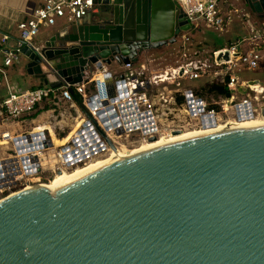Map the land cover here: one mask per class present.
<instances>
[{
    "label": "water",
    "instance_id": "water-1",
    "mask_svg": "<svg viewBox=\"0 0 264 264\" xmlns=\"http://www.w3.org/2000/svg\"><path fill=\"white\" fill-rule=\"evenodd\" d=\"M242 2L264 17V0ZM193 30L174 0H94L40 52L24 46L20 61L55 88ZM228 59L227 51L217 55ZM0 264H264V126L157 146L55 192L0 201Z\"/></svg>",
    "mask_w": 264,
    "mask_h": 264
},
{
    "label": "built area",
    "instance_id": "built-area-1",
    "mask_svg": "<svg viewBox=\"0 0 264 264\" xmlns=\"http://www.w3.org/2000/svg\"><path fill=\"white\" fill-rule=\"evenodd\" d=\"M174 1L193 23L194 30L202 22L216 29L229 23V19L226 21L222 16V0ZM93 7L94 0H44L42 5L34 8L29 18L17 24L16 36L2 33L0 55L3 56L4 66L19 61L22 48L26 45L40 52L43 41L37 36L42 23L54 25L58 18H65L67 23L76 22ZM249 28L248 36L242 35L235 42L230 41L206 54L196 52L186 62L163 71H148L145 63L137 65L133 60L115 70L96 68L87 80L63 83L55 88L40 84L22 89L7 79V95L0 105L2 123L19 124L43 108L47 112L63 115L68 108L75 110L79 105L75 94L82 97L81 106L85 112L77 115L79 122L63 145L54 144L49 130L36 131L39 126L21 133L2 131L0 145L6 148L11 145L12 153L0 158V195L28 184H38L46 170L59 172L105 155L113 149L111 144L117 149L120 141L130 135L138 139L158 136L164 123L157 107L161 100L167 101L165 92L159 88L167 82L177 85L167 98L174 107L184 112L187 120V125L182 124L181 119L167 122L170 131L185 129L188 125L206 127L215 126L218 122L264 118V85L259 81L243 79L240 75L244 70L263 66L264 62V21L251 22ZM189 33L192 32L181 34L184 44L191 39ZM241 45H246V48H241ZM223 51L228 52L229 59L220 62L217 55ZM109 74L111 77H108ZM202 78H205L206 85H225L230 96H218L219 101L208 104L192 88L181 87L182 79L193 81ZM153 91L158 102L152 100L150 92ZM179 96L183 97L180 103ZM67 105L75 107H65ZM215 107L222 109L220 111ZM223 115L228 118L224 119ZM48 139H51L52 147L45 146Z\"/></svg>",
    "mask_w": 264,
    "mask_h": 264
},
{
    "label": "rangeland",
    "instance_id": "rangeland-1",
    "mask_svg": "<svg viewBox=\"0 0 264 264\" xmlns=\"http://www.w3.org/2000/svg\"><path fill=\"white\" fill-rule=\"evenodd\" d=\"M242 1V0H241ZM224 2V3H223ZM224 4L225 9H222V16L226 19V21L229 19V14L227 13L229 4L227 0H222L221 4ZM235 3L237 4V7L241 8L243 7V4L239 2L238 0H235ZM222 7V5H221ZM248 9V8H247ZM243 11V10H242ZM245 12V11H244ZM0 14H1V7H0ZM236 20L234 22V28L235 26L238 25L236 24ZM238 30V28H236ZM191 32V31H190ZM182 34V33H181ZM180 34L179 40L173 44H167L158 48H152L148 51L143 52L140 54L139 61L137 65H140L142 63H145L148 67V71H163L164 69H168L171 67H177L178 65L186 62L188 59L192 57L196 52H200V54H206L207 52H210L211 50L222 46L226 45L229 43V41L235 42L236 41V33L229 28L228 24H225L224 27L222 28H213L210 26H207L204 22L200 23L198 25V28L192 31V33H189L188 36L191 37L189 40V43H185L182 40V35ZM242 34V33H241ZM248 36L249 34L246 32L245 34L243 33V36ZM246 48V45H241V48ZM205 51V52H204ZM1 62V60H0ZM264 63V62H263ZM262 63L263 66L254 69V70H244L240 75L243 79H246L248 81H259L262 82L264 85V64ZM1 72L3 73V70L0 67ZM182 82V88H192L194 91H200V89L204 86H206V80L205 78H202L201 80H181ZM177 88V85L167 82L164 84H161L160 90L162 92H165V97H166V102L163 100L160 101L158 104L159 110L158 113L160 117L162 118L163 121V129L161 133L158 136H167L170 135L172 131L169 130V127L166 126L167 122H170L173 119H181L182 124L187 125V120L184 116V112L179 110V107H174V104L170 102V98H167V95H170V91L174 90ZM151 97L153 102H158V98L155 95V91L150 92ZM202 97L206 100L208 104H214L215 101H219V98L213 94H209L207 92H203L201 94ZM65 107H71L69 105ZM75 107V106H74ZM77 108L70 109L68 108L66 113L63 115H59V112H47L45 108L39 110L34 116L36 117V120L30 125L26 123L23 127V129H29L34 126H39L40 128H43L42 130H49L50 135L54 139H58V134H63L65 138L70 137L69 133L73 130V128L76 126L77 122H79V119H77V115L79 113H84V109L81 105L76 106ZM222 107H219V110L221 111ZM42 111H45L42 113ZM31 116V117H34ZM224 119H227V115H223ZM255 118H263V117H255ZM2 123L0 119V124ZM222 124H225L224 122H219ZM24 125V124H23ZM51 127H50V126ZM53 126V129H52ZM5 126H0V130L4 129ZM19 128V127H18ZM200 128H205V127H198L194 125H188L186 126L183 132L185 131H190V130H195V129H200ZM69 135V136H68ZM67 136V137H66ZM63 137V138H64ZM62 139V138H61ZM135 135H130L126 139L120 141L121 143L118 144L120 148L127 149V150H134L141 144L145 143L148 139H138ZM60 140V138H59ZM4 145H0V153L4 151ZM8 153H12V151H8ZM110 156V151L109 153L99 156L95 159H101L104 157H109ZM95 159L90 160L93 161ZM53 162V161H52ZM89 162V161H88ZM87 162V163H88ZM87 163L79 166H75L70 169H64L67 172L72 171L73 169L77 167H82L86 165ZM58 172H53L51 170H46L42 175L41 178L42 180L38 182V184H46L49 183L51 180L54 179L55 175ZM33 185V184H31ZM23 189V187L12 190L10 192H6V194L0 195V200L3 199V197H7L11 192H19V190Z\"/></svg>",
    "mask_w": 264,
    "mask_h": 264
},
{
    "label": "crops",
    "instance_id": "crops-1",
    "mask_svg": "<svg viewBox=\"0 0 264 264\" xmlns=\"http://www.w3.org/2000/svg\"><path fill=\"white\" fill-rule=\"evenodd\" d=\"M238 1L243 4V7H237L235 0H227V2L230 3L227 11V13L229 14L228 25L229 28L236 33V40L237 38L241 37L243 33L245 34L246 32H249L251 22L259 23L260 21H264L263 16L254 14L250 9H247V7H245L244 3L241 0ZM43 2L44 0H0V38L2 33H9L16 36L18 34L17 24L21 20L29 18L34 8L42 5ZM223 3L221 4V9H225ZM235 20L237 21L236 24L238 23V25L235 26L236 28H238V30L233 26ZM66 24L67 20L65 18H58L54 25H47L45 23H42L39 28L37 39L40 41H44L53 31L61 29ZM140 56L134 59L135 63H138ZM0 60V67L3 70V73L0 70V105L7 95V79L11 83L18 85V87L22 89H28L33 86L40 85L39 80L34 75H30L24 69V63L22 62V59L21 61L19 60L13 62L9 66H4L2 55H0ZM117 68V65H111L108 67V69L110 70H115ZM71 107H74V105ZM35 120L36 117L34 116L26 117L19 124L11 122L1 123L0 126H5V128L1 129L0 133L5 130H13L15 133L29 131V129H23V127L27 125L26 123L31 125ZM42 129L43 128L40 127L37 128L38 131ZM10 146L11 145H9V148L4 147V151L0 153V158L6 157L9 154L8 151H11Z\"/></svg>",
    "mask_w": 264,
    "mask_h": 264
},
{
    "label": "bare ground",
    "instance_id": "bare-ground-1",
    "mask_svg": "<svg viewBox=\"0 0 264 264\" xmlns=\"http://www.w3.org/2000/svg\"><path fill=\"white\" fill-rule=\"evenodd\" d=\"M259 126H264V118L253 117V118H247V119H242V120H237V121L235 120L231 122H226L225 124L218 122L217 125L215 126H207V127L204 126L205 128H200V129H195V130H190V131H185V132L181 130V132L178 134H174L171 132L170 135H167V136L166 135L157 136L155 140L148 139L145 143L141 144L140 146H138L136 149L132 151L131 150L129 151L127 149L123 150L122 148L118 146L117 149H112L110 151L109 157L95 159L91 162L89 161L86 165L82 167H77L70 172H67L63 169L61 170V172H58L55 175L54 179L51 180L49 183L36 184V185L28 184L24 186L23 189L19 190V192H13V193L11 192L7 197L5 198L3 197V199H1L0 201L5 200L9 197L16 196V195L30 193L40 188H45V189L50 190L51 192H55L64 181L73 179L77 177L78 175L88 174L107 164H110L112 162L118 161L123 158L136 155L138 153L149 151L157 146L166 145V144H169L175 141H183L186 139L193 138L195 136H202L205 133H209V132H216V131H223V130H235V129H243L246 127H259ZM40 137H42V135ZM70 137L63 138L60 140L59 138L58 139L52 138V139H53L54 144L57 146V145H63L64 143H66L70 139Z\"/></svg>",
    "mask_w": 264,
    "mask_h": 264
},
{
    "label": "trees",
    "instance_id": "trees-1",
    "mask_svg": "<svg viewBox=\"0 0 264 264\" xmlns=\"http://www.w3.org/2000/svg\"><path fill=\"white\" fill-rule=\"evenodd\" d=\"M33 87H34V86H33ZM197 92H198L199 94H203V92H207V93H209V94H213V95H215V96H217V97H218V96H221V97H228V96H230V91L228 90V88H227L225 85H223V84H218V83L208 84V85L202 87V88L200 89V91L198 90ZM74 98H75V100L77 101V103H78L79 105L82 104V97H81L80 95L75 94V95H74ZM182 100H183V97H182V96H179V97H178V101H179V103L182 102ZM215 108L219 109V107H215ZM57 136H58V138H60V139L64 137L63 134H58ZM12 193H13V192H12Z\"/></svg>",
    "mask_w": 264,
    "mask_h": 264
}]
</instances>
